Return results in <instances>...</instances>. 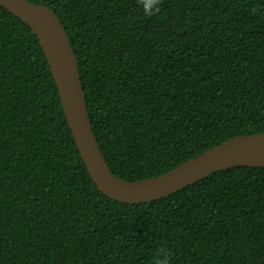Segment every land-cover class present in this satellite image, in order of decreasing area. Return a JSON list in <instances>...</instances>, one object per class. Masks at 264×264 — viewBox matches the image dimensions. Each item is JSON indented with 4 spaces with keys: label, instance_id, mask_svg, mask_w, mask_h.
Segmentation results:
<instances>
[{
    "label": "trees",
    "instance_id": "16d2710c",
    "mask_svg": "<svg viewBox=\"0 0 264 264\" xmlns=\"http://www.w3.org/2000/svg\"><path fill=\"white\" fill-rule=\"evenodd\" d=\"M52 9L118 178L264 133V0H28ZM264 264V168L128 205L92 182L30 27L0 7V264Z\"/></svg>",
    "mask_w": 264,
    "mask_h": 264
},
{
    "label": "water",
    "instance_id": "95a60500",
    "mask_svg": "<svg viewBox=\"0 0 264 264\" xmlns=\"http://www.w3.org/2000/svg\"><path fill=\"white\" fill-rule=\"evenodd\" d=\"M0 7L25 23L37 37L55 80L77 149L98 191L128 205L176 194L208 176L231 168H264V133L236 137L159 177L128 182L114 175L99 147L88 114L78 60L57 14L28 0H0Z\"/></svg>",
    "mask_w": 264,
    "mask_h": 264
},
{
    "label": "clouds",
    "instance_id": "9594fccd",
    "mask_svg": "<svg viewBox=\"0 0 264 264\" xmlns=\"http://www.w3.org/2000/svg\"><path fill=\"white\" fill-rule=\"evenodd\" d=\"M163 0H137L138 7L142 10L146 17L158 16ZM254 14H258L264 9H253ZM171 253L167 249H158L153 257V264H170Z\"/></svg>",
    "mask_w": 264,
    "mask_h": 264
}]
</instances>
